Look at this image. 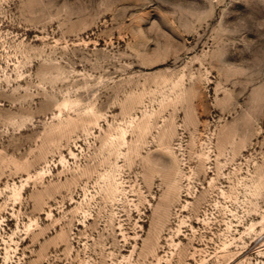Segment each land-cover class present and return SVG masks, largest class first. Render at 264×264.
Wrapping results in <instances>:
<instances>
[{"label": "rangeland", "instance_id": "374dc122", "mask_svg": "<svg viewBox=\"0 0 264 264\" xmlns=\"http://www.w3.org/2000/svg\"><path fill=\"white\" fill-rule=\"evenodd\" d=\"M0 264H264V0H0Z\"/></svg>", "mask_w": 264, "mask_h": 264}, {"label": "snow or ice", "instance_id": "6c2138e0", "mask_svg": "<svg viewBox=\"0 0 264 264\" xmlns=\"http://www.w3.org/2000/svg\"><path fill=\"white\" fill-rule=\"evenodd\" d=\"M233 9L239 10L242 14H246L249 11L243 3H234ZM233 19H236V17H233Z\"/></svg>", "mask_w": 264, "mask_h": 264}]
</instances>
